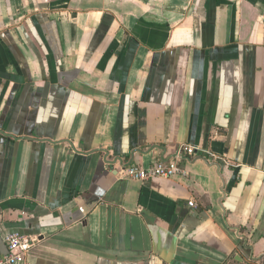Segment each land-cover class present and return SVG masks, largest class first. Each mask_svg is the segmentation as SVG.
<instances>
[{"label":"crops","instance_id":"0c3cea01","mask_svg":"<svg viewBox=\"0 0 264 264\" xmlns=\"http://www.w3.org/2000/svg\"><path fill=\"white\" fill-rule=\"evenodd\" d=\"M16 232L21 264H264V0H0Z\"/></svg>","mask_w":264,"mask_h":264},{"label":"built area","instance_id":"2783aa9c","mask_svg":"<svg viewBox=\"0 0 264 264\" xmlns=\"http://www.w3.org/2000/svg\"><path fill=\"white\" fill-rule=\"evenodd\" d=\"M185 151L192 155L194 149L191 147L185 148ZM180 172L176 163L169 165L156 163L150 168H127L124 170V176L133 180L147 182L154 178H170ZM193 206V203L190 204ZM8 244V253L0 258V264H21L25 262L26 256L34 246V242L30 237L20 233H9L6 238Z\"/></svg>","mask_w":264,"mask_h":264}]
</instances>
